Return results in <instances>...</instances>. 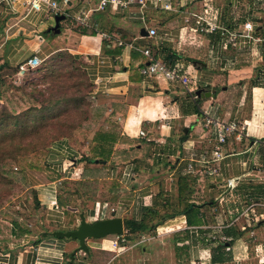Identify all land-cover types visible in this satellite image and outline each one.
I'll use <instances>...</instances> for the list:
<instances>
[{"label": "crops", "instance_id": "0c3cea01", "mask_svg": "<svg viewBox=\"0 0 264 264\" xmlns=\"http://www.w3.org/2000/svg\"><path fill=\"white\" fill-rule=\"evenodd\" d=\"M55 1L62 5L63 0ZM99 1L68 0L54 14L27 13L24 6L11 12L6 0H0V103L6 95V71L12 73V85L21 86L27 72L17 73L20 62L33 54L42 61L66 52L91 83L100 115L90 119L96 125L84 142L86 128L80 127L73 137L47 149L50 167L59 176L33 185L46 221L61 224L64 211L78 210L60 202L63 180H81L85 172L92 176L103 169L122 195L108 196V188L107 196L99 197V189L94 201L80 204L87 222L109 217L139 222L151 208L165 215L154 229L129 236L123 229L125 242L137 235L144 245L135 264H264V43L240 36L244 22L250 21L254 34L264 38V0H144L142 7L130 0L126 7L98 9ZM56 15L64 16L59 33L48 31ZM198 16L218 28L196 29ZM150 29L155 35H149ZM143 49L196 74V82L184 88L175 81L143 77L139 68L148 61ZM197 90L212 96L197 97ZM205 114L236 118L247 135L228 136L216 174L195 177L184 170L182 146L186 139L212 146L214 133L202 125ZM99 130L108 138L101 141L108 159L90 162ZM54 196L57 210L47 208ZM102 204L107 208L99 216ZM5 217L0 213V264H118L126 246L114 247L117 235H108L87 239V253L74 252L76 240L52 233L66 229L33 232L24 226L18 230L13 222L8 223L10 240L4 235ZM165 233L172 238L169 259L160 244Z\"/></svg>", "mask_w": 264, "mask_h": 264}, {"label": "rangeland", "instance_id": "374dc122", "mask_svg": "<svg viewBox=\"0 0 264 264\" xmlns=\"http://www.w3.org/2000/svg\"><path fill=\"white\" fill-rule=\"evenodd\" d=\"M52 56L42 60L36 70L27 72L21 80V86H13L12 73L10 70L6 71L9 78L4 86L5 100L0 103V122H2L0 135L6 132L8 136L3 143H0V213L7 216L5 217L7 222L2 225L4 235L10 240L7 234L10 222H13L18 230L24 226L33 232L41 231L43 228L47 230L74 229L78 225L79 214L83 212L81 205H85L89 199L94 201L96 198L94 195L99 189V197L107 196L104 190L108 188V196L115 194L119 199L122 195L117 187L111 186L116 180H107L108 175L103 169H100L99 173H93L92 176L89 172H85L87 177L84 176L81 180H63L60 188L58 187L60 202H67L72 206L77 205L78 210L73 213L63 210L67 215L62 221L63 224L52 220L46 221L45 209L40 205L33 185L55 180L59 176L58 172L50 167L52 161L46 152L52 142L49 141L45 128L37 131L13 132L11 127L15 117L10 116L6 103L17 102L23 98L27 105L36 106V108L42 105L47 108L54 106L61 113L57 123L60 124L57 128L64 132L67 138L73 137L80 127L86 128L82 142L91 128L96 125L92 124L90 119L100 116L97 111L98 107L92 98V87L78 62L73 61L66 52H59L56 56ZM84 116H86L85 120ZM16 121L25 122L24 119L18 118ZM27 142L29 144L26 147L23 144ZM19 147L26 149H18ZM114 163L115 161L112 165ZM136 236L125 242V249L117 257L120 260L118 264L136 263L137 253L144 246L143 243H138V236ZM160 236L164 258L169 259L172 248L171 234L165 233ZM102 259L105 260V256ZM148 264H153V262H148Z\"/></svg>", "mask_w": 264, "mask_h": 264}, {"label": "built area", "instance_id": "2783aa9c", "mask_svg": "<svg viewBox=\"0 0 264 264\" xmlns=\"http://www.w3.org/2000/svg\"><path fill=\"white\" fill-rule=\"evenodd\" d=\"M134 1V0H132ZM141 7L145 5L144 0H136ZM68 0H63L62 5L58 4L55 0H6L8 10L11 12L16 11L17 6H24L28 12H52L57 14L62 12V8L67 4ZM130 0H100L98 9H104L109 7H126ZM85 14L78 16L77 19L82 21ZM196 29L200 31H214L218 27L215 24L207 22L203 17H196L195 20ZM243 29L245 30L240 36L245 40H251L253 42H263L264 38H260L258 35L254 34V27L250 21H246L243 24ZM149 35H155V30L150 29ZM235 33L229 35V41L234 44ZM121 44V42L119 43ZM131 48L133 46L129 44ZM142 54L147 57V63L143 64L139 68L140 74L147 78L155 76L156 78H161L166 81H175L180 86L187 88V85L196 82L197 76L191 72H187L179 64H169L168 62L160 59H156L149 49H143ZM41 63V59L35 54L27 57L24 61L17 65V73L23 74L24 72H29L36 69ZM20 81H15L14 84L18 85ZM202 125L204 128L212 129L214 133V143L212 146H203L204 144L197 143L193 139H186L182 146V162L184 164V170L193 176H204V175H214L217 170L215 163L224 157L223 147L226 143L228 136L241 137L246 136V130L244 125L240 124L236 118L222 119L219 117H212L205 114L202 118ZM140 136H145V133L140 130ZM230 185L231 183L228 182ZM56 191V190H55ZM47 208L51 210L58 209V202L56 197L50 198L47 204ZM107 208L105 204L100 206L99 216L104 213ZM115 208H110V212H114ZM125 238L120 234L117 235V239L112 242V245L120 246L119 243H124Z\"/></svg>", "mask_w": 264, "mask_h": 264}, {"label": "trees", "instance_id": "16d2710c", "mask_svg": "<svg viewBox=\"0 0 264 264\" xmlns=\"http://www.w3.org/2000/svg\"><path fill=\"white\" fill-rule=\"evenodd\" d=\"M83 73H84V76L86 77L84 71ZM86 79L88 80L87 77ZM89 84L91 85L90 82ZM25 101L26 100L22 98L18 100L17 102H7L6 103L10 116L15 117L12 123L13 126L11 127L13 129V132L15 131H28L29 132V131H37L41 128H45L47 129L45 131L48 136V139L52 143L62 138H67L65 133L59 131L57 128V126L60 124V123L57 124L60 119V115H61L60 111L56 110L54 106L47 108L44 105H42V106H37L36 108V106L27 105ZM78 103L80 104L79 100H78ZM16 118L20 120L24 119L25 122L19 123L18 121H16ZM83 119L85 120L86 116H84ZM1 125H2V122H0V126ZM99 131L100 132L98 134L97 133L94 134V142L96 144L92 148L90 157L87 158L90 162L102 163L103 161H106L108 159V154H106L104 149L101 147V141L104 140L105 142H107L108 138H106L107 136L105 133H103L102 130H99ZM7 136L8 134L6 132L5 133L2 132V134L0 135V143H3ZM183 137H185V135ZM28 144L29 143L27 142L23 145L27 147ZM18 149L25 150L26 148L19 147ZM186 180L183 181L184 187L182 186V188H184L185 191L188 185ZM186 194L187 193H185V195ZM159 213H160L159 208H151L149 215L148 214L145 215L144 218L140 220L139 222L133 219L123 220V229L126 231L125 232L126 235L129 236L138 231L154 229L156 227V224L161 223V221H163L164 216H165L164 214L163 216H160ZM154 220H156V222Z\"/></svg>", "mask_w": 264, "mask_h": 264}, {"label": "water", "instance_id": "95a60500", "mask_svg": "<svg viewBox=\"0 0 264 264\" xmlns=\"http://www.w3.org/2000/svg\"><path fill=\"white\" fill-rule=\"evenodd\" d=\"M64 18L63 15H56L54 17V26H51L48 31L59 33V21ZM197 97H210L211 92L202 93L201 90L195 92ZM53 235L61 238H70L76 240L78 246L74 252L82 251L87 253L89 248L87 246V239H99L108 235H120L123 233V219L121 217L102 218L93 222H87L84 214H79V222L76 228L69 230H56L52 232ZM74 253L70 254V259H73Z\"/></svg>", "mask_w": 264, "mask_h": 264}]
</instances>
